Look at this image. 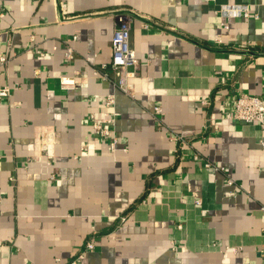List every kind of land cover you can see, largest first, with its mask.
I'll use <instances>...</instances> for the list:
<instances>
[{
  "label": "crops",
  "instance_id": "obj_1",
  "mask_svg": "<svg viewBox=\"0 0 264 264\" xmlns=\"http://www.w3.org/2000/svg\"><path fill=\"white\" fill-rule=\"evenodd\" d=\"M61 1L71 20L0 0V264H67L87 241L78 264H263L264 128L230 117L241 93L264 103V0ZM233 3L249 17L215 13ZM114 12L132 99L99 74ZM109 95L114 152L91 120Z\"/></svg>",
  "mask_w": 264,
  "mask_h": 264
},
{
  "label": "built area",
  "instance_id": "obj_2",
  "mask_svg": "<svg viewBox=\"0 0 264 264\" xmlns=\"http://www.w3.org/2000/svg\"><path fill=\"white\" fill-rule=\"evenodd\" d=\"M36 1V0H29ZM214 2L215 0H206ZM55 5L59 19L61 21L71 20L74 17L63 16V11L66 6L61 0H55ZM223 19L226 18H248L250 15V9L248 5L239 4H225L221 5L215 12ZM114 17L117 19V25L113 31L111 39V60L108 66L100 67L99 74L103 79H109L112 77L115 89L120 93L124 94L129 98H133L131 89L129 88V81L137 75L138 61L135 58L133 49L130 46V31L129 24L127 21L128 14L124 12H114ZM222 28L227 29L228 26L222 23ZM76 37H73L75 40ZM215 43L220 45L221 40L216 39ZM65 57L67 59L72 57V48L67 47L65 51ZM6 62L5 57L0 58V64ZM98 72V71H97ZM61 87L63 88H73L75 83L72 77H62L59 80ZM9 90L4 87L0 89V98H5L8 96ZM115 104L114 95H109L105 99L106 110L100 118L91 117L92 127L96 134L100 137L109 138V149L114 152L117 145V139L114 135L110 133L107 126L112 123L111 109ZM153 116H159L161 111L159 108H155L152 112ZM232 120L244 123H255L264 128V103L261 99L251 96L245 93L239 94L234 99V109L230 117ZM175 142H178L180 147L189 145L188 141H185L181 137H173ZM260 145L264 148V138L260 141ZM184 148V147H183ZM195 159H198L195 156ZM206 168H210L211 165L208 162L204 163ZM231 181H228V185H231ZM230 194V193H229ZM261 211L264 214V204L261 206ZM94 244L91 241H87L82 249L73 259H71L67 264H78L84 259L85 253L92 251ZM262 262L264 264V245L261 251Z\"/></svg>",
  "mask_w": 264,
  "mask_h": 264
}]
</instances>
